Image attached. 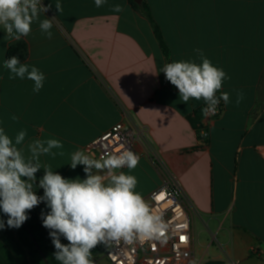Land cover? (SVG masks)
Here are the masks:
<instances>
[{
  "label": "crops",
  "instance_id": "1",
  "mask_svg": "<svg viewBox=\"0 0 264 264\" xmlns=\"http://www.w3.org/2000/svg\"><path fill=\"white\" fill-rule=\"evenodd\" d=\"M170 52V63H201L195 49L222 68L230 79L221 92L231 102L217 118L205 116L204 100L180 99L179 90L161 69L167 63L148 19L130 0H41L52 20V38L39 22L21 40H7L0 27V127L14 138L26 130L18 145L30 156L35 140L55 138L62 149L41 155L34 191L43 196L39 180L43 167L66 179H85L83 165L70 166L77 150L98 159L85 148L97 137L127 120L145 130L148 147L137 143L140 157L134 175L135 191L147 198L164 186L163 174L152 161L160 155L193 208L196 237L193 264H264V0H145ZM61 10L58 11L56 4ZM123 11L115 13L112 6ZM27 45L22 63L36 66L46 79L39 93L28 79H9L3 62L10 46ZM243 101L235 104L236 91ZM220 92H218V97ZM16 115L19 119L12 120ZM207 124L209 142L200 139ZM63 152V155H59ZM106 175V173H101ZM26 179V178H24ZM37 211L47 214L45 202ZM0 264H31L15 228L0 211ZM212 242L199 253L197 226ZM69 242L66 240L65 245ZM94 264H109L100 244L92 250Z\"/></svg>",
  "mask_w": 264,
  "mask_h": 264
},
{
  "label": "clouds",
  "instance_id": "2",
  "mask_svg": "<svg viewBox=\"0 0 264 264\" xmlns=\"http://www.w3.org/2000/svg\"><path fill=\"white\" fill-rule=\"evenodd\" d=\"M106 3L107 0H94L97 8ZM55 6L61 10L59 3ZM47 10L41 0H0V27L6 32L5 38L19 41L27 37L32 24L38 21L41 32L51 39L52 20H40V13ZM123 10L120 4L112 6L115 13ZM194 51L201 63L174 61L166 63L161 72L179 90L183 103L187 104L190 98L203 99L206 104L203 114L214 115L221 100L225 105L231 102L230 94L220 91L224 80L230 77L222 68L214 66L201 49ZM3 66L9 72V79L31 80L34 93L43 88L44 73L34 65L22 63L18 56L5 59ZM243 99V91L237 90L235 104L239 106ZM11 119L19 118L13 115ZM26 135V130H21L13 141L0 127V211L8 217V228L21 227L29 219L28 211L45 202L50 211L42 212L41 218L43 226L50 230L49 236L56 249L53 255L59 264H94L92 250L100 244L107 247L113 242L133 243L137 239L163 236L168 224L135 191L137 178L123 171L116 172L125 167L135 169L140 160L137 154L124 150L94 159L83 150H77L71 156L70 166L75 169L83 165L86 178L66 179L45 166L39 180L44 194L37 196L34 184L35 174L42 168L39 157H54L57 153L52 150L62 149L63 143L55 138L37 139L28 146L30 156L26 157L23 149L17 147ZM4 228L5 222L0 219V230ZM61 236L69 243L62 244Z\"/></svg>",
  "mask_w": 264,
  "mask_h": 264
},
{
  "label": "built area",
  "instance_id": "3",
  "mask_svg": "<svg viewBox=\"0 0 264 264\" xmlns=\"http://www.w3.org/2000/svg\"><path fill=\"white\" fill-rule=\"evenodd\" d=\"M219 114V110L212 116ZM207 124L200 133L207 136ZM149 148L145 130L124 120L110 131L93 140L85 150L95 152L98 159L109 154H119L131 150L138 155L137 143ZM152 161L163 174L165 183L153 191L145 201L155 214L163 216L168 228L163 236L153 239H137L133 243L113 242L104 246L109 264H193L196 253V237L193 230V208L180 188L177 180L165 166L160 155L152 154Z\"/></svg>",
  "mask_w": 264,
  "mask_h": 264
},
{
  "label": "trees",
  "instance_id": "4",
  "mask_svg": "<svg viewBox=\"0 0 264 264\" xmlns=\"http://www.w3.org/2000/svg\"><path fill=\"white\" fill-rule=\"evenodd\" d=\"M131 6L140 11L150 22L153 31L163 53L166 56L167 63H170V52L169 48L165 42L162 31L158 24L155 22L151 9L145 0H141L140 3H137L136 0H130ZM11 56H18L22 61L27 57V45L25 42H19L10 46L7 52V58ZM218 95V93H217ZM204 106L206 104L204 102ZM217 109L220 112L223 111L224 105L219 103ZM219 114L215 115L214 118H217ZM200 139L205 143L209 142V135L201 136ZM29 219H27L21 227L15 228L19 242L25 247L29 254L31 264H59L55 260L53 253L56 251L54 245L52 244L51 238L49 236L50 230L43 226L42 218L37 211V206L32 210L28 211ZM66 239L61 236V243L65 244ZM44 257L47 258V262L44 261Z\"/></svg>",
  "mask_w": 264,
  "mask_h": 264
},
{
  "label": "rangeland",
  "instance_id": "5",
  "mask_svg": "<svg viewBox=\"0 0 264 264\" xmlns=\"http://www.w3.org/2000/svg\"><path fill=\"white\" fill-rule=\"evenodd\" d=\"M197 232H198V238H199V241H198V250H199V253H203V243H205L206 241L208 242H212V238L210 236H208L207 238L205 237V234L201 231V227L198 225L197 226Z\"/></svg>",
  "mask_w": 264,
  "mask_h": 264
},
{
  "label": "water",
  "instance_id": "6",
  "mask_svg": "<svg viewBox=\"0 0 264 264\" xmlns=\"http://www.w3.org/2000/svg\"><path fill=\"white\" fill-rule=\"evenodd\" d=\"M136 2H137V3H140L141 0H136ZM44 261L47 262V258H46V257H44ZM47 264H48V263H47Z\"/></svg>",
  "mask_w": 264,
  "mask_h": 264
}]
</instances>
